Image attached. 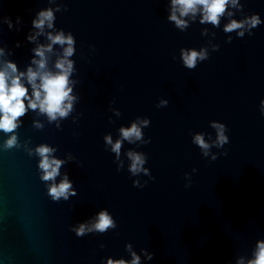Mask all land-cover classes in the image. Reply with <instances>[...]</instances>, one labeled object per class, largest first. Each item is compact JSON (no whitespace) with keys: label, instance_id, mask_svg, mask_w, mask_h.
Returning <instances> with one entry per match:
<instances>
[{"label":"water","instance_id":"water-1","mask_svg":"<svg viewBox=\"0 0 264 264\" xmlns=\"http://www.w3.org/2000/svg\"><path fill=\"white\" fill-rule=\"evenodd\" d=\"M240 3L242 9H233L237 19L254 12L264 17V0ZM57 4L56 28L76 38L78 99L59 125L29 110L15 130L19 146L2 147L10 133L0 131V264H105L110 256L131 259L129 243L141 264H236L251 258L264 240V116L258 107L264 98V24L241 38L223 31L227 16L219 27L201 24L197 16L186 30L177 29L167 20L169 0H0V46L7 59L21 69L30 63L36 42L26 37L35 31L32 19ZM38 39L46 42L44 35ZM213 44L219 49L213 51ZM201 46L210 57L184 67L180 49ZM161 97L169 99L167 106H156ZM137 116L151 118L143 132L152 140L124 141L117 171L120 160L104 136L111 133L115 140L120 126ZM213 119L224 121L230 136L227 155L214 161L202 156L190 133L214 135ZM35 120L43 126L35 127ZM43 143L66 159L61 173L76 189L68 199L50 195L39 156L27 150ZM129 149L148 154L146 167L155 179L141 173V183L148 180L143 188L132 183L137 177L128 171ZM193 167L198 171L186 188L184 173ZM102 208L116 227L77 235L73 226Z\"/></svg>","mask_w":264,"mask_h":264},{"label":"clouds","instance_id":"clouds-1","mask_svg":"<svg viewBox=\"0 0 264 264\" xmlns=\"http://www.w3.org/2000/svg\"><path fill=\"white\" fill-rule=\"evenodd\" d=\"M61 5L57 4L55 8L49 6L40 9L32 19V27L35 31H29L26 39L30 42H36L35 47L31 49L33 55L30 63L21 69L15 60L6 58V48L0 46V131L7 135L2 147L11 148L19 146L16 129L23 122V117L29 110H36L38 114L47 116L49 122L57 121L67 117L73 110L74 103L78 99L73 92L77 81L73 79V73L76 71L75 60L72 59L76 52V38L73 32L65 31L63 28L57 29L55 26V13L59 11ZM167 20L173 25L184 31L188 28L190 22L196 21L199 16V23L211 24L219 27L222 17H229L227 23L223 26L225 33L236 32L237 37H244L247 32L252 35V29L264 24V17L258 12L243 16L237 19L233 9H242L240 0H169L167 5ZM21 17L17 16L15 24L18 25ZM5 23L9 28L14 27L11 18L5 17ZM51 31H48V30ZM207 33L204 29L202 34ZM44 35L46 42H40L39 37ZM232 37L227 38L231 42ZM59 45L60 48L54 46ZM20 42L17 41V47ZM89 47L94 51L95 45ZM219 49L218 44L212 45V50ZM55 59L52 60V57ZM210 57L207 46L182 47L180 49L179 59L184 67L188 69L195 68L200 62ZM173 59H176L174 56ZM115 103V98L110 102ZM169 99L167 97L159 98L157 107L167 106ZM259 113L264 116V98L259 101ZM117 115L119 109H113ZM35 127H42L39 120H35ZM151 123L149 116H137L129 125H121L119 136L114 140L111 133L104 136L106 147L110 146L111 152L115 153L116 159L120 160L122 144L128 141L134 144L139 141L141 144H149L152 137H144L143 129ZM213 132L194 131L191 133V141L198 146L203 157H210L214 161L220 155H227V149L224 147L230 142L228 125L222 121L213 119L209 122ZM222 149L221 152H212L213 148ZM29 154L35 153L39 156L38 167L40 169L41 179L50 182L48 189L54 199H68L76 194L73 187V181L67 172L61 173V167L66 162L65 158L57 157L54 153L56 148L50 144L43 143L37 145L34 149H27ZM126 155L130 161L128 171L133 177L132 183L136 187L143 188L148 180L143 183L138 179L142 173L149 179L154 180L151 169L146 167L148 154L143 151L129 149ZM69 155L67 159H71ZM123 166V161L117 166V171ZM198 169L193 167L191 172H185V187H190L193 183L192 175ZM57 177H60L57 180ZM116 227V220L107 208H102L94 217L89 220L81 221L73 226L77 235H83L87 232L97 231L105 232L109 228ZM130 250L131 259L123 257H108L105 264H141V256L132 250L131 243L126 245ZM153 253L147 254V259H151ZM236 264H264V240H258L251 258L240 257Z\"/></svg>","mask_w":264,"mask_h":264}]
</instances>
